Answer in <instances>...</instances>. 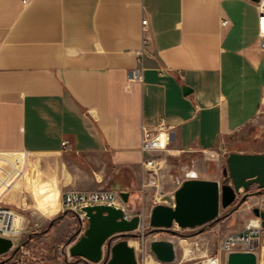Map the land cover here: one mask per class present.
Instances as JSON below:
<instances>
[{
    "label": "crops",
    "instance_id": "crops-1",
    "mask_svg": "<svg viewBox=\"0 0 264 264\" xmlns=\"http://www.w3.org/2000/svg\"><path fill=\"white\" fill-rule=\"evenodd\" d=\"M257 16L256 0H0V194L23 217L16 243L69 261L86 222L63 209L64 190H127L129 211L145 210L148 192L172 199L191 170L220 179L231 150L264 151L227 146L248 125L264 134ZM160 119L172 138L149 181L141 137Z\"/></svg>",
    "mask_w": 264,
    "mask_h": 264
},
{
    "label": "water",
    "instance_id": "water-1",
    "mask_svg": "<svg viewBox=\"0 0 264 264\" xmlns=\"http://www.w3.org/2000/svg\"><path fill=\"white\" fill-rule=\"evenodd\" d=\"M189 90L188 86H183L184 93ZM120 194L127 202L128 191L120 190ZM249 196H260L264 201V151L231 150L225 157L220 179L199 177L191 170L174 190L172 203L156 202L151 207L149 224L155 228H169L174 223L180 227H193L215 219L221 206L236 202L230 211L234 210ZM82 209L86 226L65 251L70 257L80 258L73 264H84L85 261L90 264H138L133 245L122 236L139 226V212L126 218L120 206L108 203L86 205ZM251 209L264 227V206L254 205ZM115 235L121 238L112 241ZM14 245L10 236L0 234V254ZM102 245H105L104 249ZM149 249L160 262H172L175 258L172 239L153 238L149 241ZM226 264H257L256 252L229 250Z\"/></svg>",
    "mask_w": 264,
    "mask_h": 264
},
{
    "label": "rangeland",
    "instance_id": "rangeland-1",
    "mask_svg": "<svg viewBox=\"0 0 264 264\" xmlns=\"http://www.w3.org/2000/svg\"><path fill=\"white\" fill-rule=\"evenodd\" d=\"M227 146L229 148L242 147L245 149H264V134H260L255 126L248 125L234 134ZM200 157L203 158L202 155ZM189 158L190 155H185L180 160V163H182L181 165H183L185 169L188 167L186 164L189 162ZM203 159L208 165V168L211 169L213 167V160L210 158ZM155 190L148 192V198L145 202L147 208L145 210L140 209L139 203L137 205L138 207H136L137 209L132 210V212L137 211L141 214L139 226L134 229L132 233H127L122 236L125 237L131 245H133L131 243L133 240L137 241L133 247L139 264H200L202 259L215 255H218L219 257V264H226L227 252L233 249H242V244L233 241L229 244V249L227 250L223 248L218 250L219 245L223 244L227 235L243 230L248 219L258 218L252 212V206H264V201H262L260 196H249L244 202H242L247 209L245 216L239 214L229 215L231 208H233L236 203L234 202L227 207L221 206L218 216L203 224L195 225L193 227H180L174 223L169 228H155L149 224L150 205L154 201L164 202L163 199L167 198L166 195H160L161 192H156ZM12 212L14 213L12 226L17 229L21 223L22 214H20L17 209ZM255 224V220H253L252 224L249 226ZM246 228L247 227H245V229ZM25 234L26 231L21 230L16 241L20 242V240H23ZM119 238H121V236L119 237L118 235H115L112 241ZM153 238L172 239L175 247V258L172 262H160L156 258L148 256V253H151L149 249V241ZM104 248L105 245L103 249ZM251 250L256 252L257 264H264V228L261 229L260 234L255 241V247ZM51 252V246L41 244L39 240H35L29 244L23 243V247H17L16 243L12 249L0 254V261H7L6 264L11 262L14 264H34V261H38L32 259V256H35L39 257V260H41V262L38 261L39 264H73L77 263L76 260L80 259L79 257H70V260L72 261H64L61 259L55 262L49 259L48 255ZM10 254L14 255L12 260L8 261V256Z\"/></svg>",
    "mask_w": 264,
    "mask_h": 264
},
{
    "label": "built area",
    "instance_id": "built-area-1",
    "mask_svg": "<svg viewBox=\"0 0 264 264\" xmlns=\"http://www.w3.org/2000/svg\"><path fill=\"white\" fill-rule=\"evenodd\" d=\"M27 1V0H24ZM258 16H257V26L258 34L264 36V0H256ZM222 24L228 22V18L223 17L221 20ZM142 29L145 30L148 26V18L144 16L141 20ZM148 36L143 37V41H147ZM129 77L133 79L141 78V71L138 66L132 68L129 71ZM172 138V125L160 119L154 129L144 128L141 137L140 149L144 153H148L143 158V165L149 172L148 180H154L157 170L163 166L162 157L153 154L155 151L166 150L168 144ZM63 144L67 143V140L62 141ZM166 203H172V199H165ZM97 203H108L115 206H120L124 212V216L129 218L133 213L127 208V202H124L120 194L119 189L99 187L90 189H77L71 188L66 189L62 193V204L64 210H71L74 212L81 224L84 226L86 222L85 211L82 209L83 206L92 205ZM15 210L12 208L5 200L3 194H0V234L10 236L14 243L19 237L22 230V221L19 227L16 229L12 226L14 219ZM262 226L260 223L248 226L246 229L231 233L225 237L223 244H220L218 250L229 249V244L233 241L240 242L242 244V249H253L255 247V241L260 234ZM19 247H22V243H17ZM219 264V257L215 255ZM82 261V260H80ZM83 262V261H82ZM85 264H90L85 261ZM98 264V263H97ZM139 264V262H138Z\"/></svg>",
    "mask_w": 264,
    "mask_h": 264
},
{
    "label": "bare ground",
    "instance_id": "bare-ground-1",
    "mask_svg": "<svg viewBox=\"0 0 264 264\" xmlns=\"http://www.w3.org/2000/svg\"><path fill=\"white\" fill-rule=\"evenodd\" d=\"M136 242H137L136 240H133L131 243L134 245V244H136ZM147 261H148V259H147ZM216 261H217V259L215 256H209V257L202 259L200 261V264H216Z\"/></svg>",
    "mask_w": 264,
    "mask_h": 264
},
{
    "label": "flooded vegetation",
    "instance_id": "flooded-vegetation-1",
    "mask_svg": "<svg viewBox=\"0 0 264 264\" xmlns=\"http://www.w3.org/2000/svg\"><path fill=\"white\" fill-rule=\"evenodd\" d=\"M240 204H241V203H240ZM240 204H239V205H240Z\"/></svg>",
    "mask_w": 264,
    "mask_h": 264
}]
</instances>
